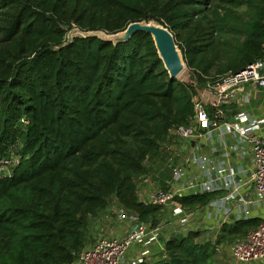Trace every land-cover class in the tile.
<instances>
[{
	"label": "trees",
	"instance_id": "1",
	"mask_svg": "<svg viewBox=\"0 0 264 264\" xmlns=\"http://www.w3.org/2000/svg\"><path fill=\"white\" fill-rule=\"evenodd\" d=\"M149 19L170 27L200 88L264 58V0H0V157L16 144L21 157L0 178V264L72 263L113 200L161 224L168 205L139 191L146 177L168 189L165 143L194 116L195 87L170 78L150 34L57 48L64 27L108 33ZM224 194L174 199L192 211ZM261 222L232 218L213 241L173 233L154 264H216V246Z\"/></svg>",
	"mask_w": 264,
	"mask_h": 264
},
{
	"label": "built area",
	"instance_id": "2",
	"mask_svg": "<svg viewBox=\"0 0 264 264\" xmlns=\"http://www.w3.org/2000/svg\"><path fill=\"white\" fill-rule=\"evenodd\" d=\"M187 82L196 89L195 114L188 125L178 124L170 128L165 151H169L171 155V149L176 147L171 141L180 142L182 147L188 144V141H193L195 145L190 151V162L203 172V175L184 179L183 168L173 167L172 179L166 183L167 190L157 187L147 192L148 200L141 198L148 203L168 205L170 209L173 207L177 216L168 227L174 231L167 230L170 233L167 237L162 223L152 227L141 221L138 214L129 213L116 203L117 207L112 211L114 217H109L108 221L117 220L122 226V235L96 238L94 243L81 250L75 261L70 264H149L154 243H159L162 238L164 251V242L173 233H180L177 226L185 228L190 224L193 210L189 211L179 204L174 199L178 195L224 192L223 196L210 202L208 206L211 210L206 213L208 219H216L222 225L232 216L236 219H249L250 207L264 203V134L260 131L264 127V117L256 118L245 110L252 96L251 90L264 88V58L248 64L240 71H230L215 81H209L203 88L197 85L195 79L190 78ZM233 109H237L236 112H233ZM231 118H235V121L232 122ZM23 122L28 124L26 119ZM230 134L235 141L229 146L227 136ZM210 136L218 138L223 147L222 152L216 147L212 148L211 155L199 152L201 141ZM18 150L19 145L16 144L9 150L8 158L0 157V178L11 176L13 168L20 163ZM216 152L221 154L220 160L214 156ZM234 155L240 159H251L250 172L242 165H232ZM170 157L171 161L173 156ZM248 174L252 183V194L245 196L240 194L242 184L239 179L240 176ZM135 245L138 250H134L135 255L130 258L128 252L133 250ZM219 248L220 245L216 246L215 250L219 251ZM230 251L231 264L264 260V221L253 228L244 239L234 242Z\"/></svg>",
	"mask_w": 264,
	"mask_h": 264
},
{
	"label": "crops",
	"instance_id": "3",
	"mask_svg": "<svg viewBox=\"0 0 264 264\" xmlns=\"http://www.w3.org/2000/svg\"><path fill=\"white\" fill-rule=\"evenodd\" d=\"M251 94L252 96H251L250 102L245 106V110L251 112L253 116L256 118H263L264 117V88H256L253 91L251 90ZM260 131L262 134H264V127ZM234 141L235 139L231 134L227 136V144L229 146L233 144ZM187 143H188L187 145L189 146V148L186 151L183 150V152L186 153L187 156L183 155L182 150L180 153V149L177 147L172 148L170 151L171 155H169V157L173 156L172 168L176 166H181L183 168V171L185 173L184 179L185 177L190 178L191 176H197L198 174L203 175V172L199 171L197 167L192 162H190V156H189L191 154L190 151L193 150V146L195 145V143L193 141H190V142L188 141ZM213 147H216L220 152L223 151V147L219 143L218 138H216L215 136H210L209 138L203 139L201 141L199 152L206 154V155H211L213 153L211 152ZM214 156L216 157L217 160L221 159L220 153L216 152ZM232 165L234 166L242 165L245 169H247V171H249V169L251 168V159L250 158L240 159L238 158L237 155H234L232 157ZM170 173H171L170 178L165 180V183H167L168 180L172 179V176H173L172 170ZM249 177H250V174L245 175V176L244 175L240 176L239 180L242 186L240 187L239 191L241 195L246 196V195L252 194V191H251L252 183L250 182ZM145 179H147V182L141 189L140 194L142 195L145 194V199L148 200L149 193H147V191L154 189L153 188L154 184L152 183V180L148 179V177H146ZM157 185L159 184L157 183ZM210 210L211 209L209 208V206L194 209L190 215V224L185 228L183 227L179 228L177 226L178 231L180 233L187 234L190 231L196 230L202 233L201 240L203 241L216 240L218 235L221 232L220 228L222 224L216 219H213V218L208 219L206 217L207 211H210ZM249 211H250V214H249L250 218L260 217L262 218V221H264V203H261L257 206L250 207ZM232 218L233 216L230 217V219ZM109 223H110L108 227L109 235H112V236L122 235L123 229L117 220L110 221ZM167 230L168 232L174 231V229L171 230L166 224L163 231L167 237L170 234L167 232ZM162 243H163V239H162V242L160 241L159 243H154L153 246L151 247L153 254H152L151 260L149 261V264H154V262L161 256L162 249H163ZM134 250H138L137 245L134 246L133 250L128 252L129 253L128 256L130 258L134 257L135 255ZM230 252H231L230 246L220 245L219 251H216L215 256H214L215 263L216 264H231V253ZM239 264H264V260L253 261V262H248V263H239Z\"/></svg>",
	"mask_w": 264,
	"mask_h": 264
},
{
	"label": "water",
	"instance_id": "4",
	"mask_svg": "<svg viewBox=\"0 0 264 264\" xmlns=\"http://www.w3.org/2000/svg\"><path fill=\"white\" fill-rule=\"evenodd\" d=\"M68 31L67 41L57 48L69 45L75 38H99L104 42H111L114 45L127 43L134 34L138 32L150 34L154 40L157 54L163 62L164 68L171 79H180L188 69L185 56L177 42L175 34L166 24L155 19L130 22L128 26L121 31L106 32L103 30H82L79 27H64ZM234 122L235 118H231ZM171 202V201H169ZM162 242V239L160 240Z\"/></svg>",
	"mask_w": 264,
	"mask_h": 264
},
{
	"label": "rangeland",
	"instance_id": "5",
	"mask_svg": "<svg viewBox=\"0 0 264 264\" xmlns=\"http://www.w3.org/2000/svg\"><path fill=\"white\" fill-rule=\"evenodd\" d=\"M190 75H191V73H190L189 69H187L186 72L184 73V75L180 79L181 80H184V81H189L190 78H191ZM171 143L174 146H176L177 148L180 149V153H181V150L183 152V150L186 151L189 148V146L187 144H185V147H182V144L180 142H177L176 143V142L171 141ZM165 149H166V147H165ZM168 152L166 150V153H168ZM168 155H169V153H168ZM183 155L184 156H187V154L184 153V152H183ZM168 159H169V157H168ZM168 168H169L170 171L172 170V160L170 161V159L167 160V169ZM152 183L154 184V186H153L154 189L157 188V187H159V185H157V183L153 179H152ZM141 189L142 188H140V191H141ZM147 192H149V190ZM141 198L145 199V196L141 194ZM114 207H117L116 206V200H113V203H111V206H110L109 211H107V212L104 213V216L105 217L103 219H101V218H95L93 220V223L91 224V227H90V239H91L90 242H92V241L94 242L96 240V238H99L101 236L109 235L108 234V231H109L108 230L109 229L108 227H109L110 223L108 221V218L109 217H112V218L114 217V214H112V211H113V208ZM164 213H165L164 214V218L161 221L163 227L166 224L168 225L172 221V219L177 216L174 213L173 207H172V209H170V208L166 209V211H164ZM214 262H215V260H214Z\"/></svg>",
	"mask_w": 264,
	"mask_h": 264
}]
</instances>
